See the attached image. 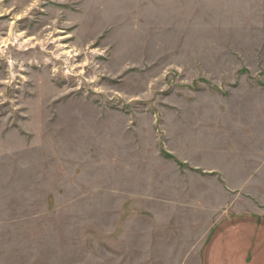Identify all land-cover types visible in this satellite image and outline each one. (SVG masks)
I'll return each mask as SVG.
<instances>
[{"label":"rangeland","instance_id":"obj_1","mask_svg":"<svg viewBox=\"0 0 264 264\" xmlns=\"http://www.w3.org/2000/svg\"><path fill=\"white\" fill-rule=\"evenodd\" d=\"M0 264H264V0H0Z\"/></svg>","mask_w":264,"mask_h":264}]
</instances>
